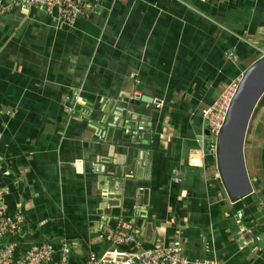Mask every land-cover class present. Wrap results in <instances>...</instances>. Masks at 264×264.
Here are the masks:
<instances>
[{
	"label": "crops",
	"instance_id": "1",
	"mask_svg": "<svg viewBox=\"0 0 264 264\" xmlns=\"http://www.w3.org/2000/svg\"><path fill=\"white\" fill-rule=\"evenodd\" d=\"M3 2L0 201L24 216L21 250L66 240L70 264H114L175 244L190 264H264L203 115L263 49L264 0H81L73 24ZM245 158L264 205V100ZM227 180L242 189L236 164ZM119 226L136 242L110 240Z\"/></svg>",
	"mask_w": 264,
	"mask_h": 264
},
{
	"label": "built area",
	"instance_id": "2",
	"mask_svg": "<svg viewBox=\"0 0 264 264\" xmlns=\"http://www.w3.org/2000/svg\"><path fill=\"white\" fill-rule=\"evenodd\" d=\"M49 12L56 11L58 18L68 24H73L83 11L81 0H26ZM95 4L87 2L85 7L92 8ZM11 9L10 5L0 0V13ZM241 79V78H240ZM240 79L233 80L219 95L212 105L204 110V118L213 137L222 128ZM140 96L137 92L133 98ZM24 216L12 213L0 201V264H70L72 245L66 240L61 242L34 241L26 251H22L19 236L25 233ZM109 239L118 244L136 242V235L119 228L108 235ZM124 260H115L114 264H190L180 245H169L154 249L130 251ZM106 259L94 256L89 264H105Z\"/></svg>",
	"mask_w": 264,
	"mask_h": 264
},
{
	"label": "water",
	"instance_id": "3",
	"mask_svg": "<svg viewBox=\"0 0 264 264\" xmlns=\"http://www.w3.org/2000/svg\"><path fill=\"white\" fill-rule=\"evenodd\" d=\"M263 95L264 47L241 76L225 122L216 136L215 146L218 170L229 199L243 218L244 225L247 224L249 229L255 227L251 231L254 238L259 234L264 235V205L254 192L248 173L245 144L250 121ZM139 101L140 99L132 100L136 104H139ZM207 134L211 136L209 129ZM233 164L237 165L244 183L240 191L234 190L227 180V174L230 173ZM263 243L264 237L258 245L262 246Z\"/></svg>",
	"mask_w": 264,
	"mask_h": 264
},
{
	"label": "trees",
	"instance_id": "4",
	"mask_svg": "<svg viewBox=\"0 0 264 264\" xmlns=\"http://www.w3.org/2000/svg\"><path fill=\"white\" fill-rule=\"evenodd\" d=\"M263 100H264V95L262 96V98H261V100L259 101L258 105L261 104V103L263 102ZM31 237L34 239V238H35V237H34V234H33Z\"/></svg>",
	"mask_w": 264,
	"mask_h": 264
}]
</instances>
